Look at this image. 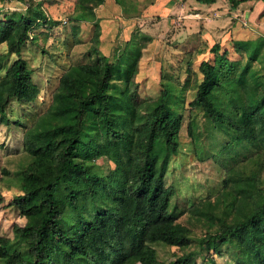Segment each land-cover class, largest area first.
Segmentation results:
<instances>
[{"label":"trees","instance_id":"1","mask_svg":"<svg viewBox=\"0 0 264 264\" xmlns=\"http://www.w3.org/2000/svg\"><path fill=\"white\" fill-rule=\"evenodd\" d=\"M27 1L24 11L0 18V45L6 44L0 71L9 55L17 56L0 77V121L6 123L12 99L31 102L39 94L22 48L34 39L39 22L54 24L41 9L46 0ZM104 1H75V35L81 23H89V42H100L102 17L95 9ZM246 1L227 0L232 9ZM242 34L235 33L232 50L218 43L209 48L212 58L198 63L201 77L194 86L161 74L154 97L139 92L144 45L123 69L117 49L69 66L48 109L23 133L27 163L10 201L23 222L13 225L12 237L0 236V264H196L204 250L211 254L202 264H226L218 263L225 252L232 264H264V74L251 66L264 59V36ZM185 113L198 158L201 139L220 132L229 136L226 148L249 152L223 166L222 189L214 199L188 207L189 219L206 228L199 237L176 221V190L165 178L182 146ZM104 159L110 163L106 172L96 164ZM154 244L195 246L164 261Z\"/></svg>","mask_w":264,"mask_h":264},{"label":"rangeland","instance_id":"2","mask_svg":"<svg viewBox=\"0 0 264 264\" xmlns=\"http://www.w3.org/2000/svg\"><path fill=\"white\" fill-rule=\"evenodd\" d=\"M75 1L41 2L42 11L54 24L39 22L33 29L34 39L20 53L32 70L39 94L31 102L12 99L5 111L8 123L0 121V236L12 237L13 225L23 222L18 210L10 205L11 198L19 192L18 174L27 163L23 133L48 109L59 78L69 66L93 62L99 55L111 56L117 49L118 62L123 69L144 45L139 92L141 96L154 97L160 89L161 74L175 82L188 80L194 86L201 77L198 63L212 58L209 48L218 43L232 50L231 42L237 31L247 37L264 36L263 1L249 0L232 9L227 0H217L212 5L199 4L196 0H123L120 5L115 0H105L95 9L96 14L102 17L100 42L96 44L89 42L92 28L89 23L79 25L76 31L80 34L75 35L72 30L70 17L75 13ZM26 4L29 1L0 0V18L6 13L24 11ZM235 21L244 26L235 27ZM5 52L6 44H1L0 54ZM189 54L193 56V63L186 66ZM16 58L15 54H11L3 61L0 77ZM260 62L252 63V70L264 74V59L263 63ZM113 83L120 88L123 86L118 80ZM191 97L192 92H189L187 99ZM198 119L202 121L201 115ZM187 122L185 113L180 133L182 146L178 155L170 159L165 178L166 184L173 185L176 190L172 198L176 221L189 226L194 237H199L206 232V228L189 219L188 207L192 202L214 199L222 189L223 166L231 163L234 156L241 158L249 152L244 147L226 148L229 136L220 132L213 138L201 139L203 151L198 158L186 132ZM96 164L104 172L110 168L105 159L97 160ZM262 175L264 179V171ZM262 187L264 189V184ZM194 246L179 249L154 244L158 260L164 261L173 260L177 255L194 249ZM210 254L202 251L201 256L196 258V264H202V260ZM225 255L224 260H218V263L226 261V264H232L230 255L227 252Z\"/></svg>","mask_w":264,"mask_h":264}]
</instances>
